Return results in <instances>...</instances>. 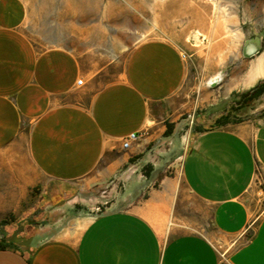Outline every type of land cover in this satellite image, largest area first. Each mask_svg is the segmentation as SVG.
I'll list each match as a JSON object with an SVG mask.
<instances>
[{
    "label": "crops",
    "instance_id": "crops-1",
    "mask_svg": "<svg viewBox=\"0 0 264 264\" xmlns=\"http://www.w3.org/2000/svg\"><path fill=\"white\" fill-rule=\"evenodd\" d=\"M209 1L229 12L225 17L238 15L229 4L235 0ZM29 18L24 0H0V211L15 210L18 193L41 179L73 184L123 169L130 180L131 160H145L161 145L169 101L187 74L175 43L127 35L120 70L105 81L98 59L35 44L25 29ZM89 28L84 32L97 31ZM234 37L239 49L246 44ZM233 43L218 47L237 48ZM261 59L264 53L254 61ZM232 75L230 86L241 87L246 78ZM132 134L137 139L123 151ZM258 175L264 179V119L203 132L183 152L178 187L167 177L156 188L143 183L133 208L96 216L77 238L48 223L25 250H0V264H264Z\"/></svg>",
    "mask_w": 264,
    "mask_h": 264
},
{
    "label": "rangeland",
    "instance_id": "rangeland-1",
    "mask_svg": "<svg viewBox=\"0 0 264 264\" xmlns=\"http://www.w3.org/2000/svg\"><path fill=\"white\" fill-rule=\"evenodd\" d=\"M24 2L30 15L26 33L35 44L62 46L98 59L104 67L105 81L114 79L120 70L131 46L127 35L135 41L159 38L175 43L182 54H186L187 74L182 87L169 101L164 117L165 131L170 125L171 134L161 136V145L156 147V152L147 154V159H132L131 163L136 166L131 170L130 180L123 177V169L110 178L100 179L93 174L73 184L56 185L41 179L25 192L18 193L15 210L0 211L1 244L25 250L31 236L53 222L58 223L59 230L77 238L96 216L133 208L139 194L143 198V183L156 188L167 177L178 187L183 152L197 135L242 124L255 126L264 119V93L256 99L244 96L262 80L246 88L230 86L234 70L244 76L256 57L264 53V0L229 3L232 11L236 10V17H225L224 9L218 13L209 0ZM220 4L225 5L221 1L216 3ZM245 6L250 10L249 16H245ZM85 16L89 20L80 22L79 17ZM89 27H97V31L84 32ZM234 27L238 30L236 34L229 31L235 30ZM196 31L202 35L198 40L193 37ZM235 35H242L246 44H257L258 54L246 58L243 48L238 47L240 39ZM223 41H232L237 48L228 45L219 48L218 43ZM218 75L221 81L215 86L209 85ZM254 187L257 189L255 199L264 203L261 176L258 175ZM208 231L211 233L212 228ZM215 246L223 255L217 241Z\"/></svg>",
    "mask_w": 264,
    "mask_h": 264
},
{
    "label": "bare ground",
    "instance_id": "bare-ground-1",
    "mask_svg": "<svg viewBox=\"0 0 264 264\" xmlns=\"http://www.w3.org/2000/svg\"><path fill=\"white\" fill-rule=\"evenodd\" d=\"M193 37L195 40H198L199 38L202 37V35L200 34V32L196 31L193 34ZM242 48H243V54L246 58L254 57L258 54V47L255 46L254 44L251 43L246 44L243 45ZM244 77L246 78V80L243 83L242 88L250 87L258 80L264 79V59L263 60L261 59L257 63L252 64L249 70L245 73ZM221 79H222L221 76L218 75L209 82V85H214V84L217 85L218 82L221 81Z\"/></svg>",
    "mask_w": 264,
    "mask_h": 264
},
{
    "label": "trees",
    "instance_id": "trees-1",
    "mask_svg": "<svg viewBox=\"0 0 264 264\" xmlns=\"http://www.w3.org/2000/svg\"><path fill=\"white\" fill-rule=\"evenodd\" d=\"M263 93H264V80L260 81L258 84H256V86H254L249 91H247L244 96H247L250 99H256L260 95H262ZM170 127L171 126L169 125L167 130L164 132L165 137H167L171 134ZM207 131H209V130H207ZM4 249H12V248L0 243V250H4Z\"/></svg>",
    "mask_w": 264,
    "mask_h": 264
},
{
    "label": "built area",
    "instance_id": "built-area-1",
    "mask_svg": "<svg viewBox=\"0 0 264 264\" xmlns=\"http://www.w3.org/2000/svg\"><path fill=\"white\" fill-rule=\"evenodd\" d=\"M182 57L186 59V54H182ZM78 84H82V79L78 80ZM137 139V136L135 134L130 135L122 142V150L127 151L130 149L132 142H134Z\"/></svg>",
    "mask_w": 264,
    "mask_h": 264
}]
</instances>
